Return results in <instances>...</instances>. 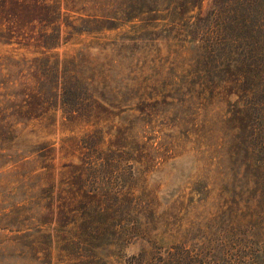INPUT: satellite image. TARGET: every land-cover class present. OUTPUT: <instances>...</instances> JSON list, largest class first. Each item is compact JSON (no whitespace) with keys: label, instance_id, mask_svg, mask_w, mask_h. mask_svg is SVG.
I'll return each mask as SVG.
<instances>
[{"label":"rangeland","instance_id":"rangeland-1","mask_svg":"<svg viewBox=\"0 0 264 264\" xmlns=\"http://www.w3.org/2000/svg\"><path fill=\"white\" fill-rule=\"evenodd\" d=\"M176 2L0 0V264L254 263Z\"/></svg>","mask_w":264,"mask_h":264},{"label":"trees","instance_id":"trees-1","mask_svg":"<svg viewBox=\"0 0 264 264\" xmlns=\"http://www.w3.org/2000/svg\"><path fill=\"white\" fill-rule=\"evenodd\" d=\"M178 2L179 17L190 18L189 67L210 83L209 99L231 102L226 106L228 144L242 167L241 183L255 188L254 206L241 212L240 221L254 238L253 264H264V0H211L204 15L203 0Z\"/></svg>","mask_w":264,"mask_h":264}]
</instances>
